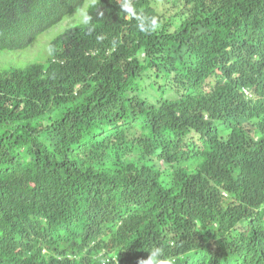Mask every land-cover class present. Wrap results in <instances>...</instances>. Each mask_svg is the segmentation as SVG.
<instances>
[{
	"label": "trees",
	"instance_id": "obj_1",
	"mask_svg": "<svg viewBox=\"0 0 264 264\" xmlns=\"http://www.w3.org/2000/svg\"><path fill=\"white\" fill-rule=\"evenodd\" d=\"M88 1L0 0V51ZM121 2L0 70V264L264 250V0H133L148 31Z\"/></svg>",
	"mask_w": 264,
	"mask_h": 264
},
{
	"label": "clouds",
	"instance_id": "obj_2",
	"mask_svg": "<svg viewBox=\"0 0 264 264\" xmlns=\"http://www.w3.org/2000/svg\"><path fill=\"white\" fill-rule=\"evenodd\" d=\"M91 2H92V0H89L87 2V6H85L84 10H82L78 13H75L73 15L66 16V17L78 15L79 13H81V17H79L78 20L76 19L78 21V23H81V22H84L85 24L89 23L91 18L87 15L84 16V14H85V11L88 10ZM120 9L126 15H130L139 21L138 27L140 28L141 31L154 30L157 27V21L155 18H153L150 21V28H148V29L145 28V24H144L143 19L140 16H138V14L134 8L133 0H122V2L120 3ZM74 25H76V24H74ZM74 25H72L66 29H70ZM64 31H62V32H64ZM18 66H22V67L26 68L27 64L26 65H13V67H18ZM247 186L248 185H241L239 187L249 188V186L248 187ZM249 195L254 196L255 198L264 196V183H260V184L256 185L254 187V189L252 190V192L250 191ZM208 238H209L208 236H207V238H205V236H202V238L198 244H201V242L203 240H205V242L203 244V245H205L209 240ZM171 244H173V243H171ZM215 251L217 252L216 249L215 250L213 249L214 253H215ZM97 252H98L97 255L99 257H102L108 261L111 260L112 262H115L116 264H130L129 259H128L129 257L126 254V252H124L123 250L120 252L117 251L116 253H113L112 256H109L108 251L105 248H102ZM165 258H168V256L166 257V255H163V250L157 246V247H154V248H151L150 250H148L147 255L144 254V252H143V256H140V257L136 258L135 260L133 259L132 264H174V261H177L176 256H172V257L168 258L167 263L161 262V260L165 259ZM185 258H187V257H185ZM185 258H182V259H185ZM218 263L219 264H264V250H261L258 256L257 255H254V256L251 255V258L249 260L245 259L242 263L234 261V260L232 262L231 260H227V259H223V260L221 259L218 261Z\"/></svg>",
	"mask_w": 264,
	"mask_h": 264
},
{
	"label": "rangeland",
	"instance_id": "obj_3",
	"mask_svg": "<svg viewBox=\"0 0 264 264\" xmlns=\"http://www.w3.org/2000/svg\"><path fill=\"white\" fill-rule=\"evenodd\" d=\"M85 6H87V4ZM85 6L82 7L80 11L84 10ZM79 17H81V13L64 18L60 23L44 32L34 44L25 50L0 51V70L6 68L10 69L13 65H26L40 60V55H46L49 42L66 28L77 24Z\"/></svg>",
	"mask_w": 264,
	"mask_h": 264
}]
</instances>
